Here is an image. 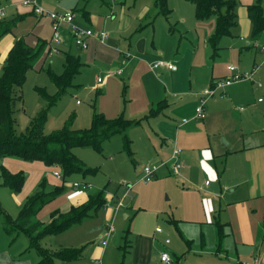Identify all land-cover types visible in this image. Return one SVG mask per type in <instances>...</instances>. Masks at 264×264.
<instances>
[{"label": "rangeland", "instance_id": "1", "mask_svg": "<svg viewBox=\"0 0 264 264\" xmlns=\"http://www.w3.org/2000/svg\"><path fill=\"white\" fill-rule=\"evenodd\" d=\"M37 1L40 4L43 3L42 0ZM103 1L107 2L108 7V4H111L110 0H108L109 2L107 0ZM234 1L237 21L243 10L257 3L262 7V15L264 16V0ZM8 2L0 0V7L2 8L0 10L4 11V19L11 20L18 14L17 12L28 11V8L22 6V0H8ZM44 2L46 4L43 3L41 6L49 12L73 11L74 14L77 12L75 14L77 18H80L81 15L78 13L79 9L76 11L75 8H78L81 4L82 7L86 5V10L92 14L101 16L107 14L106 16H110L109 8L104 4L100 5L101 3L98 0H44ZM120 2L123 3V0H117L116 3L112 4L113 9L119 12V6L124 5V9L128 11L130 17L137 15L143 6H154V0H137L135 3H132L133 0H125V4H120ZM167 3L168 8L172 11L168 19L162 15H157L155 8H153L152 15V18H155L157 34L159 37L161 34L164 35L160 39L163 46L170 45L169 39L173 38L174 40L172 45L168 47V52H172V54H167V56L173 57L175 60L182 57L186 64L195 57L198 61L202 60L200 64L208 63L201 70L197 65L195 66L191 78L193 82L195 81V84L190 89L187 88L188 92L196 90V88L203 90L206 85L205 77L207 71L210 73L211 65H214L215 69H221L226 64L237 66L240 70L255 69L254 83L245 81L234 84L230 88L234 92L229 93L231 98L224 99L222 103L211 100L206 106V115L208 116L212 112L230 110L229 117L225 121L216 120L210 126L217 127L218 125L228 132L241 127L243 132H248L254 141H258L256 137L259 138L264 135L259 132L264 131V23L261 33L255 40L256 47L251 46L253 42L252 25H250L249 34L245 36L239 30L237 22V26L231 29V36L222 38L218 44L219 49L216 54H213L212 49L209 50L206 47L207 41L206 44L203 42V35L207 33L210 36L209 34L213 32L215 17L211 16L204 22H200L195 19L193 4L184 0H168ZM3 17H0V19H3ZM46 19V17H42V21H40L43 34L41 37L44 39H48L51 34ZM137 22L136 19L135 23ZM19 23L15 27H18ZM163 25L166 26L164 33L160 29ZM146 33H149V31ZM66 38H69L68 35ZM240 38H243V40L241 41ZM34 40L31 36L25 41L27 44L34 46ZM152 41H154V38L151 37L150 43ZM248 44H250L249 48H247ZM73 48V43L66 41L65 47L59 46L60 53L49 58H36L27 70L21 90L22 103L17 106L13 115L17 133L25 132L31 120L47 105L46 100L39 95L38 89L43 90L46 95H53L57 90L44 70L49 67L55 74H61L65 55L70 52V54H73ZM207 57H210V59L207 60ZM81 62L83 65H87L82 58ZM180 64L179 71L181 72L184 64L182 62ZM83 65L80 72L73 79L72 86L66 89L65 94L47 113L43 127L44 134L61 129L68 121H70L71 129L87 128L90 125L92 114L100 112L104 107L107 108L108 113L105 114L107 118L117 116L116 114L114 116L108 109V105L117 97V93L114 95L116 92L114 87L110 88L107 95H104V91L99 90V93H97L98 91H92L94 85L101 86L100 84L104 80L106 72L96 66L88 65L91 67H87ZM188 72L182 73V77L184 75L188 77ZM98 79L100 81H97ZM115 79L113 81H116V83L120 81L123 85L119 97L122 98L121 101L124 104L123 99H127L130 95L137 99L139 86L128 83L126 72L120 77H115ZM148 79H150L153 86L157 87L150 76H148ZM160 79L168 88L167 81L162 77ZM199 85L201 87H197ZM162 92H164L163 88L162 91L157 92L161 96L158 100L165 99L167 102L170 100L172 103L171 108L174 109L173 103L176 102L177 98H172L169 94H165V97H163ZM135 105L137 108L138 103ZM177 105H179V102L176 103ZM219 107L220 110H218ZM240 107L244 111L241 120L237 119L238 116L235 117V113L238 112ZM124 117L141 121L139 126L131 128L127 133L131 140V155L123 150L120 135H114L104 141L101 144V153L91 147H78L72 150L73 154L88 168L96 170L94 174L83 176L74 173L62 180L52 175L53 171L61 172L57 166L48 167L41 161H26L14 156L0 159V166H3L11 174H19L23 177V184L17 192L1 187L0 178V210L10 217L11 222H14L27 198L39 191V186L44 181L47 192H53L56 188L63 187V192L46 204L34 218L35 221L46 223L51 213L63 211L70 204L73 206L78 205L79 199L72 201L78 195L87 196L104 189L106 204L97 214L72 225L60 234L43 237L39 242L40 247L52 250V252L70 248V240H74L76 234L81 230H85L87 234L91 233V236L88 237L90 240L83 246H79V248H82V256H85L88 249L93 250L100 245L102 239L107 238L106 228L112 226L113 232H115L108 239L101 262H96V264H134L130 261L132 256L129 252L132 250V244L137 234L145 235L154 241L156 248L152 264H163L159 261L162 252L169 253L172 262L176 259L178 264H239L229 255L211 253L207 249L208 247H202L197 225L179 224L181 222H205L206 211L208 212L206 207L209 206L208 200L210 197L203 196L201 187L204 185V180H207L208 184L211 183V186H213L214 182L210 178L203 177L200 188L180 180L177 176L168 175V177H164L160 176L158 172L156 177L149 182L141 181L143 168L147 162L146 154H143V146H149L150 150H153L154 147L164 155L169 154L173 148L170 142L175 141L178 123L183 117L189 116L179 115L173 117L171 115L172 118L169 120L165 117L145 118L142 113L132 112L128 113L127 116L124 115ZM205 121H207V118ZM195 124L202 125V122H190L185 128L194 127ZM156 128H159V130H156ZM180 129L179 135L185 131L184 128ZM162 146L163 149H161ZM261 149L264 148H256L257 151ZM262 152L260 154L264 157ZM248 156L250 159L253 158V156ZM142 160L144 161L142 162ZM163 170L165 171L167 168L165 167ZM74 182L87 183L91 185L92 189L90 191L84 190L82 187L73 189L71 186ZM120 198H123V207L117 212L114 220L106 219L105 213L112 210ZM82 224L83 226H81ZM157 227L162 230V233L157 234L155 232ZM186 227L190 229V232ZM181 228H185L184 231L189 232L190 237L180 236L179 230ZM4 229L5 219L0 216V264H36L39 262L40 258L36 250H27L29 245L27 236L23 233L13 232L10 237ZM213 230L215 231L214 228ZM98 233L101 234V237ZM79 237L82 236H77V239ZM166 239L169 240L170 244L166 245L164 243ZM86 257L88 259H80L76 264H95L91 261L95 260L94 257H90V255ZM65 263L67 262L62 260L55 261V264Z\"/></svg>", "mask_w": 264, "mask_h": 264}, {"label": "crops", "instance_id": "2", "mask_svg": "<svg viewBox=\"0 0 264 264\" xmlns=\"http://www.w3.org/2000/svg\"><path fill=\"white\" fill-rule=\"evenodd\" d=\"M42 1L46 4L44 0ZM136 1L137 0H133L132 3ZM6 2L9 3L8 0H6ZM98 2L101 3L100 5H106L107 3L103 0H98ZM116 2L117 0H110L111 4H108L109 7L106 5L109 8L110 16H106L107 14L103 16L92 14L90 11L86 10V5L82 7V4L78 6V8H75L76 11L79 9L78 13L81 15L80 18L75 17L76 22L74 21L79 27L105 30L108 34V39L104 43H100L96 39L88 40V48L82 50L80 53H76L75 47L73 46V54L78 55L80 60L82 58L87 64L83 66H96L106 72V76L100 84L101 86L98 84L94 85L92 91H98L97 93L104 91V95H107L110 88L114 87L116 90L114 95L117 93V97L108 105V109L113 115L116 114L118 116L121 114L127 116L128 113L137 112L142 113L144 117H146L149 111L159 109V103H162L161 112L152 116V118L165 117L171 120V115L173 117L179 115L189 116L183 117L180 120L176 127L175 141L170 142V144L173 145L172 150L174 148L179 150L178 160L182 167L177 177L198 188L202 185L200 183L203 177H207L214 182V185L211 186V183L205 185V182L208 181L204 180V185L201 187L203 196L210 197L208 200L209 206L206 207L209 214L206 211L205 222H181L179 224H184L186 226L193 224L197 225L202 247H208L207 249H209L211 253L229 255V257L231 256L235 259V262L239 264H253L255 262L257 264H264V157L260 154L264 149L259 151L256 150V148H264V135L259 138L256 137L258 141H254L248 132H243L241 127L235 128L232 132H228L221 126H210L214 124L216 120L221 122L225 121V119L229 117L228 113L231 111L224 110L212 112L207 116V104L211 100L213 102L222 103L224 99H230L229 93H234L230 88L234 86V84L226 89L223 98L214 97L207 101L205 105V118L203 120H195L192 118L200 93L208 88L214 80L229 76L226 67L232 64H226L221 69H215V66L211 65V71L210 73L207 71L205 77L206 85H208H205L203 90L196 88V90H190L188 92L187 88L190 89L195 84V81L193 82V79H191L195 66L197 65L201 70L208 63L200 64L202 60L198 61L195 57L189 60V64H186V61H184L182 57L179 58V60H175L173 57L167 56V54H172V52H168V47L172 45L174 40L173 38L169 39L170 45L167 47L163 46L160 42V39L163 38L164 35L161 34L159 37L157 34L155 18H152L154 6H143L137 15L130 17L128 11L124 9V5L119 6V12L113 9L112 4ZM123 3L125 4V0H123ZM123 3L120 2V4ZM25 8H28V11L24 10L17 12L18 14L15 16V18H18L16 24L21 22L19 26L15 27V24L14 29L12 28L10 33L0 38V70L15 40L20 38L27 40V38L32 36L35 39L34 46L36 45V47H39L38 45L42 41L45 42V52L42 57L49 58L54 56L49 55L52 46L50 42L51 34L48 39L41 37V35H43L42 23H40L42 17L39 18L35 16L32 9L29 7ZM0 9L2 8L0 7ZM1 12L4 16V11L2 10ZM75 14H77V12ZM171 14L172 11L165 18L168 19ZM136 19L138 20L137 23H135ZM46 20L51 30L50 21L49 19ZM77 20L79 21L77 22ZM237 22L239 30L243 35H248L251 22L248 18L247 8L238 16ZM160 29L164 33L166 26L163 25ZM148 31L149 33H146ZM212 33L209 35L211 36ZM67 35L69 38H66ZM210 36H208L207 33L203 35V42L206 44L207 41L206 47L209 50H211L208 45ZM151 37L154 38V41L150 43ZM240 40L242 41L243 38H240ZM66 41L71 43L72 39L69 35V28L64 26L62 28V47H65ZM247 46V48H249L250 44ZM251 46L256 47L255 41L251 43ZM208 58L210 59V57H207V60ZM157 61H169L177 66V70L174 72L164 68L151 70L150 64ZM180 62L184 64L181 72L179 71L181 67ZM235 67L241 72L253 71V69L240 70L237 66ZM117 71L121 73L119 75L115 74ZM185 71H189L188 77L186 75L182 77ZM125 72L128 83H134L139 86V96L135 99L134 96L130 95L127 99H123L125 102L124 104L121 101L122 98L119 97L123 85H121L120 81L116 83V81L113 80L115 77L122 76ZM148 76L157 84V87L150 83ZM161 77L167 81L168 88L161 81ZM250 82L254 83V76ZM197 87L201 86L199 85ZM162 88L164 91L162 92L163 97H165V94H169L172 98H177L176 102L173 103L174 109L171 108L172 103L170 100H168V102L165 99L158 100L161 96L160 93L157 92L159 90L162 91ZM234 95L236 96V94ZM177 102H179V105L176 106ZM136 103H138L137 108L135 105ZM168 109L170 111H167ZM218 110H220V107ZM242 112L244 111L238 108L235 117L238 116L237 119L241 120L242 114H244ZM100 113L104 115L107 114V108L104 107L100 110ZM206 118L207 121H205ZM183 119H187L188 122L183 124ZM193 121L202 122V125L195 124L194 127L185 128L187 124ZM180 128H184L185 131L179 135V131H181ZM156 130H159V128H156ZM259 132L264 134V131ZM148 149L149 146H143V154H146L147 157V162L144 167L148 164L161 165L158 170L160 176L168 177V175H170L176 177L170 172L169 168L172 150L169 154L164 155L159 153L154 147L152 148L153 150ZM161 149H163V146ZM262 153L264 154V152ZM248 155L253 156V158L250 159ZM143 161L144 160H142V162ZM165 167L167 170L164 171L163 168ZM86 198V195H78L76 198L72 199V201L79 199V204H81L86 201ZM70 206L73 205L70 204L69 207ZM69 207L60 212H66ZM119 210L120 208L116 209L114 206L112 210L105 213L106 219L114 220ZM83 224L81 226H83ZM218 224L221 226L220 234H218L217 231ZM186 229L190 232L188 227H186ZM184 230L185 228L179 230L180 236L185 238L190 237L188 234L189 232H185ZM160 233H162V230ZM98 235L101 237V234L98 233ZM77 236L82 237L77 239ZM90 236L91 233L87 234L85 230H81L76 234L74 240H70L71 244L69 247L79 248V246H83L90 240V238H88ZM102 241H100V245L98 244L99 246L95 247L93 250L88 249L85 256H81L80 259L86 260L88 259L86 256L90 255V257H94L95 259L91 260L93 263H100L102 254L108 243L107 241L106 245L103 246ZM168 244H170V242ZM155 248V243L152 239L150 240V238L145 235L137 234L132 244V250L129 252L132 256L130 261L134 264H152L154 261ZM49 251L52 252V250ZM79 260L67 262L65 264H76ZM174 263L178 264V261L175 259L172 264Z\"/></svg>", "mask_w": 264, "mask_h": 264}, {"label": "trees", "instance_id": "3", "mask_svg": "<svg viewBox=\"0 0 264 264\" xmlns=\"http://www.w3.org/2000/svg\"><path fill=\"white\" fill-rule=\"evenodd\" d=\"M194 5V14L197 21L215 17V29L208 39V45L213 54L219 49L218 44L224 37L231 36V29L237 26L234 0H185ZM168 0H154V8L157 15L167 17L171 10L168 8ZM39 3V2H38ZM73 12V11H72ZM248 18L252 25L253 41L261 33L264 23L262 7L259 3L247 7ZM18 18L11 20L0 19V38L11 32ZM45 42L38 46H30L22 38L15 40L0 70V159L5 157H18L26 161H41L48 167H59L62 180L66 176L77 173L81 175L94 174L95 169L88 168L72 152L74 148L91 147L101 153V144L114 135H120L123 150L131 155V140L128 131L141 124L140 120H129L123 115L107 118L100 112L92 114L89 127L71 129L68 121L61 129L49 134H44L43 127L47 113L65 94L66 89L72 86V81L82 68V62L78 55L67 53L63 63L61 74H55L49 67L44 70L50 81L55 85L56 92L46 95L43 90L38 93L46 100L47 105L35 116L25 132L17 133L15 130L14 112L22 103V86L27 70L32 66L36 58L42 57L45 52ZM159 109L149 111L145 118H150L161 112ZM1 187L13 192L20 190L23 177L19 174L9 173L0 166ZM39 191L27 198L14 222L0 210V216L5 219V233L12 236L13 232L23 233L28 238V248L34 249L39 256L36 264H55L56 260L72 262L82 256V248H65L51 252L41 248L39 242L48 235H57L74 224L80 223L85 218L97 214L105 206L106 197L104 189L88 194L86 201L70 206L66 212L55 211L50 214L48 222H38L34 218L36 214L48 203L57 198L63 187L56 188L53 192H47L44 181L40 184ZM218 224V234L221 232Z\"/></svg>", "mask_w": 264, "mask_h": 264}, {"label": "built area", "instance_id": "4", "mask_svg": "<svg viewBox=\"0 0 264 264\" xmlns=\"http://www.w3.org/2000/svg\"><path fill=\"white\" fill-rule=\"evenodd\" d=\"M22 6L29 7L32 9L35 16L41 18L46 17L49 19L51 24V48L49 51V55H55L60 53L59 46L62 44V28L64 26H67L69 28V35L72 39L73 46L78 45L80 50H86L88 48V40L90 39H96L100 43L106 42L108 39V34L105 30H94L89 28H82L79 27L75 22V15L72 11L67 12H49L44 7H42L37 0H22ZM0 16H3V13L0 12ZM264 34V32H263ZM157 68H164L168 71H176L177 66L169 61H157L155 63L150 64V69L155 70ZM229 76L222 78V79H216L212 82V84L204 89L200 95L197 104L195 105L194 109V116L192 117L195 120H203L205 118V105L207 101L214 97L223 98L225 96L226 89L239 82L244 81H251L254 76L255 69L250 72H241L239 71L235 66L228 65L226 67ZM121 72L117 71L115 74L119 75ZM97 81H100L98 79ZM240 110H243L242 107L239 108ZM187 119H183L182 123H187ZM179 150L174 148L172 150V154L170 157V172L174 176H178L181 171V163L178 160ZM161 165H147L143 168V176L141 178V181L149 182L151 179L155 178L156 173L160 169ZM52 175L56 177L57 179H62L61 172L53 171ZM205 185H208V182H205ZM73 189H78L82 187L84 190L90 191L92 189L91 185L87 183H72L71 186ZM123 206V198L118 199L115 208L119 209ZM155 232L160 233L161 229L156 228ZM113 233V227L108 226L106 228L105 234L107 235V238L102 241V245L105 246L109 237ZM169 240H165V244H168ZM159 260L163 264H172L171 256L166 253L162 252ZM253 264H257L256 262Z\"/></svg>", "mask_w": 264, "mask_h": 264}, {"label": "water", "instance_id": "5", "mask_svg": "<svg viewBox=\"0 0 264 264\" xmlns=\"http://www.w3.org/2000/svg\"><path fill=\"white\" fill-rule=\"evenodd\" d=\"M75 50H76V53H80L81 52V50H80L78 45H75Z\"/></svg>", "mask_w": 264, "mask_h": 264}]
</instances>
